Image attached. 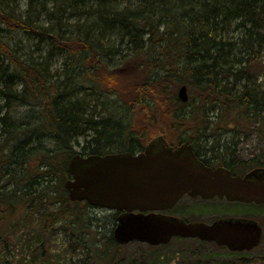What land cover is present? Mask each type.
<instances>
[{
    "label": "trees",
    "instance_id": "1",
    "mask_svg": "<svg viewBox=\"0 0 264 264\" xmlns=\"http://www.w3.org/2000/svg\"><path fill=\"white\" fill-rule=\"evenodd\" d=\"M27 6L20 15L0 0V240L33 208L44 233L60 227L69 240L87 244L96 264H114L124 248L112 238L119 214H111L105 231L95 208L70 201L64 188L70 159L142 152L157 132L151 126L162 124L196 156L232 164L234 151L221 135L249 127L264 112L253 73L264 44V0H27ZM53 58L63 61L60 76L51 73ZM182 86L185 103L178 99ZM257 132L264 137V118ZM254 163L243 164L245 171Z\"/></svg>",
    "mask_w": 264,
    "mask_h": 264
},
{
    "label": "water",
    "instance_id": "2",
    "mask_svg": "<svg viewBox=\"0 0 264 264\" xmlns=\"http://www.w3.org/2000/svg\"><path fill=\"white\" fill-rule=\"evenodd\" d=\"M178 99L187 102L185 86L179 88ZM67 172L71 178L64 188L70 201L121 213L112 231L118 245L137 242L158 247L174 238L195 239L237 253L249 252L261 241L262 228L253 220L222 218L210 224L188 223L161 212L174 208L185 195L264 205V169L243 179L231 178L224 170L203 166L191 146L183 144L174 150L159 136L135 155H74Z\"/></svg>",
    "mask_w": 264,
    "mask_h": 264
},
{
    "label": "rangeland",
    "instance_id": "3",
    "mask_svg": "<svg viewBox=\"0 0 264 264\" xmlns=\"http://www.w3.org/2000/svg\"><path fill=\"white\" fill-rule=\"evenodd\" d=\"M7 2L10 8L20 15H24L28 10L27 0H7ZM52 5L49 3L50 8ZM44 18L46 19L43 21H46L47 17ZM75 21H77L76 18H71L69 23L74 24ZM62 63L60 58H53L50 61L51 73L54 77L62 74ZM117 63L118 58H115L107 64L112 67ZM253 73L257 88L264 94V44L258 48ZM109 101L114 102L113 99ZM102 102L106 103L101 101L98 112L104 110ZM91 104L97 105L98 102H91ZM104 112L107 113V109ZM262 118H264V112L259 119L250 123L249 127L243 125L241 130L237 128L236 131L221 135V140L232 146L236 172L243 170L245 172L246 166L243 164L250 160H254L255 163L249 165L264 167V137L257 132ZM151 128L157 130L154 137L163 136L168 143L177 145L176 133L170 132L164 125L153 124ZM76 150L79 151V148ZM31 210L23 214L18 223L5 229L4 234L1 235L0 264H96L87 256L85 242L77 244L74 240H69L60 227H56L52 232L44 233L39 225V213L37 214L33 208ZM112 213L100 209L93 211L94 215L103 220L105 231L111 229ZM172 213L186 222L209 223L216 218H246L258 222L264 233L263 205H243L218 199L203 201L184 197ZM99 231L102 232V230L97 232ZM120 255V259L114 264H215L225 258L238 257L254 261L252 264H264V262H258V259L264 258V240L256 249L242 253L230 252L226 248L210 243H199L197 240H173L170 244L159 247L133 242L125 245Z\"/></svg>",
    "mask_w": 264,
    "mask_h": 264
},
{
    "label": "flooded vegetation",
    "instance_id": "4",
    "mask_svg": "<svg viewBox=\"0 0 264 264\" xmlns=\"http://www.w3.org/2000/svg\"><path fill=\"white\" fill-rule=\"evenodd\" d=\"M169 146H176V145L169 143ZM198 154L200 156V157L197 156V158H198L197 161L198 162H203V164L205 166H208L209 168H212L213 170H219V169L220 170H224L225 174H228L231 178H241V179H243L247 174H249L250 172H252L254 170L264 169V167H254V168H252V169H250L248 171H245V172H244V170L242 172H236V170H234L235 163H233V162H232V164H227V163L224 164L223 162H218V161H215V162L207 161L208 159L205 158L202 154H200V153H198ZM250 185H252V186H254L256 188L259 187L258 183H251ZM185 197H187V196H185ZM188 198H190V199H200V198H191V197H188ZM200 200H202V199H200ZM220 200H225V201L230 202V203H239V204H243V205H251V204L252 205H263L262 203H256L254 201L250 202V203H244V202H238V201H228V200H226V198H223V199H220ZM177 205L174 208H172L171 210H168V211H165V212H161V214L169 216V217L179 218V217L174 216L173 213H172L173 210L177 207ZM218 219H222V218H218ZM218 219L216 218V219L211 220L209 222V224L215 222ZM242 219H246V218H242ZM188 223H198V222H188Z\"/></svg>",
    "mask_w": 264,
    "mask_h": 264
},
{
    "label": "bare ground",
    "instance_id": "5",
    "mask_svg": "<svg viewBox=\"0 0 264 264\" xmlns=\"http://www.w3.org/2000/svg\"><path fill=\"white\" fill-rule=\"evenodd\" d=\"M35 57H37V55H35ZM213 162H215V161H213ZM233 163H234V161H233Z\"/></svg>",
    "mask_w": 264,
    "mask_h": 264
}]
</instances>
